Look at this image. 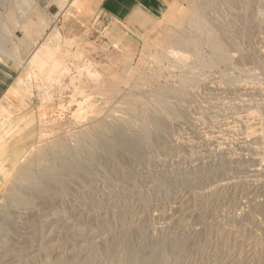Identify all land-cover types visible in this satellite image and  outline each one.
Segmentation results:
<instances>
[{
	"label": "rangeland",
	"instance_id": "374dc122",
	"mask_svg": "<svg viewBox=\"0 0 264 264\" xmlns=\"http://www.w3.org/2000/svg\"><path fill=\"white\" fill-rule=\"evenodd\" d=\"M36 11L0 0V264H264V0H173L130 54H26Z\"/></svg>",
	"mask_w": 264,
	"mask_h": 264
},
{
	"label": "crops",
	"instance_id": "0c3cea01",
	"mask_svg": "<svg viewBox=\"0 0 264 264\" xmlns=\"http://www.w3.org/2000/svg\"><path fill=\"white\" fill-rule=\"evenodd\" d=\"M36 14L27 18L31 41L25 47L30 54L34 40L41 39L56 26L66 39L81 38L91 28L113 47L128 54L155 22L162 18L173 0H33ZM20 32V31H19ZM139 44V43H138ZM16 68L0 60V104L16 78Z\"/></svg>",
	"mask_w": 264,
	"mask_h": 264
},
{
	"label": "bare ground",
	"instance_id": "6f19581e",
	"mask_svg": "<svg viewBox=\"0 0 264 264\" xmlns=\"http://www.w3.org/2000/svg\"><path fill=\"white\" fill-rule=\"evenodd\" d=\"M215 47L217 48V49H219V46L216 44L215 45ZM217 53H218V51H217ZM133 145V144H132ZM138 149V148H137ZM131 151H132V149H131ZM58 184L57 183H55V186L57 187V188H59L58 186H57ZM47 188H54L53 186H51V185H49V186H47ZM55 190V189H54Z\"/></svg>",
	"mask_w": 264,
	"mask_h": 264
}]
</instances>
